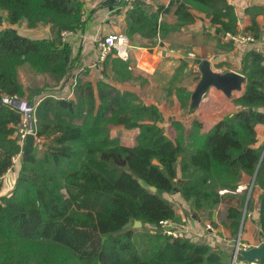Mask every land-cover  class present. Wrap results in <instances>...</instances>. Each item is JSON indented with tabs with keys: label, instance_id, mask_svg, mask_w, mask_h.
<instances>
[{
	"label": "trees",
	"instance_id": "trees-1",
	"mask_svg": "<svg viewBox=\"0 0 264 264\" xmlns=\"http://www.w3.org/2000/svg\"><path fill=\"white\" fill-rule=\"evenodd\" d=\"M187 3L203 10L215 30L187 38L182 29L195 22ZM121 5L123 31L145 47L166 40L189 55L205 44L218 55L233 48L224 39L228 32L262 37L256 15L240 32L235 8L227 0H121ZM84 6V0H0L5 13L0 15V94L40 99L36 131L41 139L40 147H31L25 159L21 156L12 191L0 197V264H231L228 251L184 234H167L162 221L181 222L166 197L173 193L188 204L185 214L199 219V212L211 218L221 190L236 191L243 173L257 172L255 186L264 189V144L256 146V125L264 124V53L252 49L243 56L240 69L246 81L234 99L236 111L207 132L197 118L188 132L175 118L173 140L161 124L164 114L158 105L146 103L135 90L117 87L138 78L129 70L135 60L131 56L125 60L109 54L101 78H77L72 98L46 93L50 84H63L79 67L82 48L75 53L73 41H63L62 32L84 27ZM4 21L49 26L51 35H24ZM196 57L207 58L199 52ZM190 59L181 58L166 83L169 94L179 96L184 113L195 112L189 109L193 91L178 84L191 70ZM224 64L217 61L215 66ZM23 68L33 73L28 85ZM195 72L199 81L201 72ZM37 76L45 78L44 85ZM20 124V112L0 101V178L12 166V157L23 151ZM110 125L138 129V143H121L122 130L113 137ZM253 204L251 196L247 213ZM258 211L264 238V193ZM227 212L229 227L237 234L243 209L228 207ZM137 221L154 232L143 249L134 240ZM257 263L264 264V258Z\"/></svg>",
	"mask_w": 264,
	"mask_h": 264
},
{
	"label": "crops",
	"instance_id": "crops-1",
	"mask_svg": "<svg viewBox=\"0 0 264 264\" xmlns=\"http://www.w3.org/2000/svg\"><path fill=\"white\" fill-rule=\"evenodd\" d=\"M158 1L168 4L170 0ZM84 2V8L87 12V18L85 21L86 23L81 30H77V35L70 37V41H73L74 43L75 53H77L76 51L82 48L80 61H82V63L85 65L91 63L90 66L93 67L91 68L90 73L87 75V80L96 82L99 78H101L102 70L101 68L94 66L92 63L98 54L99 38L100 36H104V34H109L110 32L114 31L124 32L123 26L125 24V8L121 5V0H84ZM227 2L233 5L235 8V12L239 19L240 32H243L242 30L246 26L250 25L253 15H256L257 20L262 27V37L260 39H255L253 35H248V37L251 38L249 41L242 39L234 40L225 34L224 39L227 40V42L232 41L233 48L229 51H221L220 54H215L212 58L214 63L217 61L225 62L223 67H228L225 70H234L242 73L240 68L243 56L246 52L252 49H257L264 53V0H227ZM187 6L195 16V22L186 25L182 29L187 38H191L193 33L198 34L202 33L204 30L210 32L215 30V27L211 24L210 18L203 10L197 9L188 3ZM248 9H250L249 13L247 12ZM169 20L175 21V17L170 16ZM237 35L245 37L243 33ZM132 44L133 47L130 50V54L131 57L135 59V61H132L130 69H132L136 75L141 73L144 75H152L157 69H159L161 65L165 63L174 66L181 58H187V55H185L182 50L175 49V45H172L166 40L161 41L155 47H142L135 45L134 42H132ZM77 47L79 49H77ZM190 53H193L196 57L194 52ZM216 57H218V59H216ZM192 58L193 57H191V59ZM191 59L190 65L193 63ZM215 68L218 67L215 66ZM217 70L219 71V69ZM219 72L224 71L220 70ZM116 85L121 89H131L136 91L139 90V87L137 86L123 88L125 87L124 83H116ZM189 91L192 90L189 89ZM217 93V89L211 87L209 92H207V94L203 97L202 102L195 112L186 113V115L182 117L179 115L178 120H181L184 123L187 129L186 132H188L191 127L190 125H187L186 122H184L182 119L184 117L186 120L191 116L193 120L197 118L203 124L202 132H207L208 129H210L219 119L238 109L236 107L235 110H228V112L223 111L222 114H217V111L214 109L218 107H212L207 98V95L218 96ZM219 103L223 105V103ZM181 112H183V110ZM188 126L189 128H187ZM256 131L258 139V144L256 146L263 145L264 124H257ZM175 138L172 139L174 140ZM125 145L134 146L129 144ZM17 176L18 168L15 165L11 171L6 172L0 178V197L10 194L16 182ZM178 182L179 184H182L184 181L182 178H179ZM239 184V188L236 191L221 190L220 193L223 195L222 200L213 211L211 218L208 216L207 212H199V219L195 218L193 214H185L184 208L188 207V204L181 198L180 193H173L166 196L175 204V207L181 214V222L171 221V226H175V228L180 231V235L184 234V236L194 242L209 244L215 249L228 251L232 247V242L237 240H239V246L241 248L259 245L260 242L264 241V238L260 233L261 224L260 213L258 211L259 198L261 194L264 193V189L259 185L255 186L254 176H251L248 173H243ZM251 196L254 199V204L252 209L247 213V207ZM228 207H234L241 210L243 209L241 227L237 234L232 233V230L229 227L231 220L227 219Z\"/></svg>",
	"mask_w": 264,
	"mask_h": 264
},
{
	"label": "rangeland",
	"instance_id": "rangeland-1",
	"mask_svg": "<svg viewBox=\"0 0 264 264\" xmlns=\"http://www.w3.org/2000/svg\"><path fill=\"white\" fill-rule=\"evenodd\" d=\"M1 14L3 17H5V13L0 11V15ZM3 25L5 27H7V26L15 27L18 29V31L22 32L23 34H27V35L32 36V37H49L51 35L49 26H40V27H36V28H28L25 23L11 25L7 21H4ZM134 44L139 45V46L143 45L141 40L140 41L134 40ZM174 47H175V49H178L176 46H174ZM77 49H79V48L77 47ZM76 52H78V51H76ZM197 52H199L203 55H206V57L208 59H211L213 69L216 72H219L220 70L224 71L226 68H228V67H223V66L221 68H219V67L215 68V63H214V60L212 59L215 55V49L213 46L201 44L200 47H198V50H194L195 54ZM130 56H131V54L129 52V57ZM187 56H189V55H187ZM189 57L191 58L193 56H189ZM90 64L85 65L84 63H82V61H80L79 67H77L72 72V74L69 75L68 79L65 80L63 82V84L58 85V86H54L53 84H50L46 88L47 89L46 93H48V94L53 93V94L58 95V96H67L68 94L70 95V93H72L73 89L75 88L73 86L75 77H76V79L80 78V79L87 80V75L90 73L91 68H93L92 66H90ZM178 65H179L178 62L174 66H171L168 63H165V64L161 65L159 67V69H157L156 72L152 75L151 74H145L144 75L142 73L137 74L136 76H138V78L136 80H133L132 82L131 81L125 82L124 83L125 87H123V88L130 87V86L139 87V90L137 92L140 94L143 101H145L148 104L158 105V107L162 110V112L164 114V120L161 124L164 126L167 135L171 138H175L176 133H177V129H176L175 125L172 124V120L175 118L178 119L179 115H181V117L186 115V113L181 112L184 109L181 106V100H180L179 96H177L176 94H169V92L166 88V83L168 82V78L172 77L173 72L175 71V69ZM103 68H104V66H103ZM103 68L101 70H103ZM217 69H219V71ZM129 70H132V69H130V67H129ZM196 70L197 71L199 70L198 66L191 65V70L189 71V73L187 75H182L180 80H178L179 86H181L186 91H188L189 89L194 91V89L198 83V80H197V77H198L197 74L198 73L195 72ZM21 75H22L23 82L26 85H28V79L33 77L32 76L33 73L31 71H29L28 68H23L21 71ZM38 78H39L38 80H40L42 85H44L45 78L42 76L38 77ZM176 82H177V80H176ZM37 84H38V82H37ZM208 92H209V90H208ZM217 92H218L217 93L218 96L207 95L208 102L211 103L210 105L212 107H215V106L218 107V108L214 109L215 111H217V114L220 115L223 113V111L224 112H226V111L228 112V110L232 111V110H235L236 107H238V105H236L234 99L241 94V91H234L232 96H230V97L225 95V93L219 89H217ZM190 102H191V100H190ZM219 102L223 103V105L220 104ZM180 112H181V114H180ZM182 119L184 120V122H186L187 125H190V127H191V124L193 121L192 116L189 117L187 120L185 117ZM110 128H111L110 129L111 136H113V137H116L118 135V133H117L118 130H122V135L120 137L121 143L129 144V145H135L138 143V140H137V136L139 133L138 129H125L124 127H122L120 125L119 126L118 125H110ZM187 128H189V126ZM210 129H208V131ZM132 226L136 230V235L134 238L136 245L140 249H143L145 246L150 244V242H151L150 238H151L152 234L154 235V232L151 229H149L148 227L143 228L142 225H136V223L133 224ZM164 229H166V227ZM178 232L180 233V231H178ZM234 264H237V261Z\"/></svg>",
	"mask_w": 264,
	"mask_h": 264
},
{
	"label": "built area",
	"instance_id": "built-area-1",
	"mask_svg": "<svg viewBox=\"0 0 264 264\" xmlns=\"http://www.w3.org/2000/svg\"><path fill=\"white\" fill-rule=\"evenodd\" d=\"M87 18V12L85 8L82 10V20L86 21ZM77 35V31H63L62 32V38L63 41H70L71 36ZM226 36H229L233 38L234 40H250V37H244L241 35H234L230 32L226 34ZM133 47L132 41L130 37L122 31H114L110 32L109 34H104V36H100L99 38V49H98V54L96 56V59L93 61V65L97 66L99 68H103L104 62L109 54H116L120 58L123 59H128L129 58V52L130 49ZM189 56H193V53H190ZM76 77L74 80L73 86L75 87L77 81ZM50 95H53L55 97L59 98H72L74 96V89L70 95L68 94L67 96H58L53 93ZM40 100V99H39ZM39 100L31 101L29 104L27 99H22L18 94H5L1 93L0 94V101L6 105L11 106L12 108L18 110L21 114V124L19 127V138L24 144V140L27 136V134L32 133L35 135V142L39 144L41 139L37 136V131H36V125H37V105L39 103ZM22 153H19L15 156L12 157V166L8 169L7 172L11 171V169L19 162ZM162 224L166 227L165 232L167 234L173 235V236H178L180 235L177 229H174L171 226V221L170 220H164L162 221ZM247 248V247H245ZM250 264H257V263H250Z\"/></svg>",
	"mask_w": 264,
	"mask_h": 264
},
{
	"label": "water",
	"instance_id": "water-1",
	"mask_svg": "<svg viewBox=\"0 0 264 264\" xmlns=\"http://www.w3.org/2000/svg\"><path fill=\"white\" fill-rule=\"evenodd\" d=\"M216 59H218V57H216ZM191 61L198 66L199 71L201 72V78L192 92L189 106L190 110L199 107L203 97L211 87L221 90L228 97L232 96L234 91H241L243 89L246 81L244 74L234 70L216 72L213 69L212 61L207 58L193 57ZM28 103L30 104L31 101ZM33 146L38 148L40 147V144L35 142V135L29 133L23 144V159H25L29 149ZM256 174L257 172L254 175V179ZM152 189L155 191L156 187L153 186ZM136 225H142V223L137 221ZM239 245V240L234 241L231 244L232 247L228 250L232 257L231 264H234L237 260L244 264L257 263L258 260L264 258V241L260 242L259 245L249 246L247 248H241Z\"/></svg>",
	"mask_w": 264,
	"mask_h": 264
}]
</instances>
